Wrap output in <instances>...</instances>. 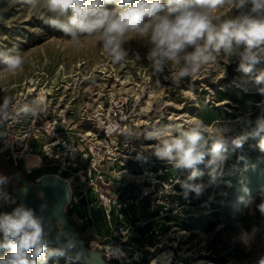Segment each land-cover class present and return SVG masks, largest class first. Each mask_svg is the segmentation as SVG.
I'll return each instance as SVG.
<instances>
[{
    "label": "rangeland",
    "instance_id": "374dc122",
    "mask_svg": "<svg viewBox=\"0 0 264 264\" xmlns=\"http://www.w3.org/2000/svg\"><path fill=\"white\" fill-rule=\"evenodd\" d=\"M105 7L115 8V0L105 3ZM250 8V4L242 9L225 6L218 9L217 14L222 19L235 18L249 13ZM51 15L21 0H0V50L18 49L25 61L22 70L14 75L0 65V98H10L24 90L33 95L47 94L60 108L73 111L76 119H80L81 115L105 113L109 101L121 95L144 94L137 108L145 122L143 133L157 125L175 129L200 119L209 130L222 129L228 142L225 159L214 175L205 165L198 166L201 174L194 182L206 185L200 197L190 193L185 198L182 194L178 181L186 179L189 170L168 168L169 174L175 175L177 180L176 193L171 199V211L163 216H157V212L150 215L147 201L142 199L139 218L132 215L136 207L128 208L133 218L129 220L127 233L121 235L115 215H111L108 226L107 222L98 223L102 213L94 209L97 242L111 246L112 253L118 251L129 258L123 264H258L264 257V216L247 201L255 198L258 204L264 187L242 192L233 179L246 170L237 153L248 148L262 159V151L249 145L250 137L240 148L234 147L231 141L250 133L264 109V93L258 91V87L264 85L257 86L253 82L264 70V62L246 74L238 70L237 57L221 53L214 64L202 67L195 77L183 78L177 85L171 79L176 65L169 63L162 71H156L147 59L146 40L132 38L135 34L129 33L123 45L128 57L117 63L103 51L98 35H85L79 43H73L62 32L44 23L42 17ZM242 93L260 94L262 99L259 102L240 100ZM232 98L239 101L234 102ZM208 118L214 120L207 123ZM136 140L147 149L157 143L133 137V141ZM36 163L32 156L24 160L31 171ZM16 171L20 172L17 168ZM0 175L9 181L3 186L4 190L17 186L1 165ZM113 186L107 188L113 191ZM11 204L17 205L13 197L8 207ZM0 235L3 239V234ZM86 237L94 239L91 234L82 236ZM53 250L46 249L49 264H77L71 258L52 254ZM163 252L166 253L163 255ZM132 257L136 259L130 261ZM156 258L168 261H155ZM111 264L121 263L112 261Z\"/></svg>",
    "mask_w": 264,
    "mask_h": 264
},
{
    "label": "clouds",
    "instance_id": "9594fccd",
    "mask_svg": "<svg viewBox=\"0 0 264 264\" xmlns=\"http://www.w3.org/2000/svg\"><path fill=\"white\" fill-rule=\"evenodd\" d=\"M33 9H45L51 16L42 17L49 27L62 32L73 43L82 36L98 35L103 51L114 62L128 57L123 47L129 33L132 38L147 41V59L156 71L166 64H175L171 74L173 83L183 78L195 77L202 67L214 64L217 56L238 58V70L251 73L254 67L264 62V0H115L116 7L108 9L105 3L113 0H21ZM251 5L250 12L235 18L222 19L217 10L225 6L242 9ZM255 14V15H253ZM191 48L192 51H188ZM24 58L18 49L0 50V65L9 74L22 70ZM254 84L264 85V70L254 77ZM264 93V87H258ZM11 99L5 97L0 104V119L7 118ZM25 115L36 117L44 111L43 98L34 99L20 109ZM130 136L139 133L130 131ZM259 138L258 147L264 152V117L255 122L253 130L234 138L231 144L242 147L249 138ZM145 140L156 141L153 155L176 170H189L190 174L178 183L185 198L190 193L200 197L206 185L195 183L199 165H205L215 174L225 159L227 140L222 129L209 130L200 119L188 122L187 126L173 129L168 125L153 126L143 133ZM8 178L0 175V193ZM8 194H0V202L8 203ZM260 202L250 198L264 216V191L259 193ZM0 233L3 241L0 249V264H49L46 249L51 243L44 219L36 210L19 203L10 212L0 213ZM59 247L54 255L68 259L75 251L74 235L61 234L56 237ZM258 264H264L262 257Z\"/></svg>",
    "mask_w": 264,
    "mask_h": 264
},
{
    "label": "built area",
    "instance_id": "2783aa9c",
    "mask_svg": "<svg viewBox=\"0 0 264 264\" xmlns=\"http://www.w3.org/2000/svg\"><path fill=\"white\" fill-rule=\"evenodd\" d=\"M39 96L44 100L40 115L33 117L19 111ZM48 97L47 94L33 95L28 90L10 97L8 116L0 119V155L25 174L32 171L24 160L32 156L37 161L34 169L44 172L40 176L54 174L65 180L70 195L64 211L79 237L83 239L82 236L91 234L94 239H83L89 248L102 252L110 263L123 264L129 258L118 251L112 253L111 246L97 242L99 235L93 223V210L102 213L98 223L107 222L108 226L111 215H115L118 231L125 235L132 215L139 218L140 200L147 201L150 215L157 212V216H163L171 211V199L176 193L177 180L168 171L172 165L156 158L153 147L147 149L129 135L134 131L140 134L138 139L143 137L145 122L137 108L144 94L121 95L109 101L105 113L81 115L80 119ZM3 100L0 98V104ZM109 185H114V193L107 188ZM126 188L128 197L120 199ZM0 194L12 197L9 190L2 189ZM9 204L10 201L0 202L1 213L8 212ZM130 206L136 207L132 215L128 212Z\"/></svg>",
    "mask_w": 264,
    "mask_h": 264
},
{
    "label": "water",
    "instance_id": "95a60500",
    "mask_svg": "<svg viewBox=\"0 0 264 264\" xmlns=\"http://www.w3.org/2000/svg\"><path fill=\"white\" fill-rule=\"evenodd\" d=\"M0 164L18 184L9 189L16 204L24 203L43 217L46 234L51 240L47 248L55 249L60 246L56 240L58 235L71 234L75 236L77 245L69 258L77 264H111L104 259L102 252L87 246L86 241L79 237L74 224L67 219L64 206L69 199L70 188L65 180L54 174H47L40 176L36 182H30L1 155Z\"/></svg>",
    "mask_w": 264,
    "mask_h": 264
},
{
    "label": "trees",
    "instance_id": "16d2710c",
    "mask_svg": "<svg viewBox=\"0 0 264 264\" xmlns=\"http://www.w3.org/2000/svg\"><path fill=\"white\" fill-rule=\"evenodd\" d=\"M241 99H246L247 101H251V102H259L262 99V95L256 94V93H242L240 96V100ZM232 100H234V102L239 101L236 98H232ZM210 114L213 115L212 113H210ZM260 117H264V109H262L259 118ZM208 119L209 120L207 121V123H209L211 120H214V119L210 120V118H208ZM258 143H259V138L250 137L249 145L258 149L259 148ZM237 155L240 157L239 161L241 162V164L244 163L246 170L244 171L243 174H241L240 176H236L233 179L234 184L236 186H238L242 190V192L247 191L249 189H253V188L264 187V152L261 153L262 159H258L256 152L251 150V149H248V148H244L239 153H237ZM245 162H247V163H245ZM9 164L11 165V163H9ZM1 167H2V165H1ZM19 173L26 180L33 182L37 177L42 175L44 172L41 169H34L30 174H25L22 171H20ZM13 180L16 182V180L14 178H13ZM2 241H3V239L0 235V242H2ZM4 254H5V250L0 249V256H3ZM138 264H143V263H138ZM156 264H158V263H156Z\"/></svg>",
    "mask_w": 264,
    "mask_h": 264
},
{
    "label": "crops",
    "instance_id": "0c3cea01",
    "mask_svg": "<svg viewBox=\"0 0 264 264\" xmlns=\"http://www.w3.org/2000/svg\"><path fill=\"white\" fill-rule=\"evenodd\" d=\"M127 190H128L127 188L124 189L123 195H121V196L119 197L120 199H125V198L128 197L129 194L127 193ZM112 192L114 193V190H113ZM13 207H15V205L11 204V205L7 208V211L10 212V211L12 210ZM96 224H97V223H96Z\"/></svg>",
    "mask_w": 264,
    "mask_h": 264
},
{
    "label": "bare ground",
    "instance_id": "6f19581e",
    "mask_svg": "<svg viewBox=\"0 0 264 264\" xmlns=\"http://www.w3.org/2000/svg\"><path fill=\"white\" fill-rule=\"evenodd\" d=\"M39 97H40V98H43L42 96H39ZM165 253H166V252H163V255H164ZM161 256H162V255H161ZM168 256H170V254H169ZM168 256H166L167 259H168ZM164 257H165V256H164ZM167 259H166V260H162L161 258H160V259H159V258H158V259L156 258L155 261H159V262H167V261L169 260V259H168V260H167Z\"/></svg>",
    "mask_w": 264,
    "mask_h": 264
},
{
    "label": "flooded vegetation",
    "instance_id": "af4514ba",
    "mask_svg": "<svg viewBox=\"0 0 264 264\" xmlns=\"http://www.w3.org/2000/svg\"><path fill=\"white\" fill-rule=\"evenodd\" d=\"M76 228V227H75ZM77 230V229H76Z\"/></svg>",
    "mask_w": 264,
    "mask_h": 264
}]
</instances>
